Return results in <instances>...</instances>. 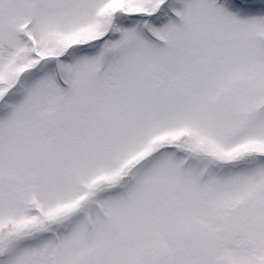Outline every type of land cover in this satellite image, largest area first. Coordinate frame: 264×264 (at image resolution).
<instances>
[{"label": "snow or ice", "instance_id": "6c2138e0", "mask_svg": "<svg viewBox=\"0 0 264 264\" xmlns=\"http://www.w3.org/2000/svg\"><path fill=\"white\" fill-rule=\"evenodd\" d=\"M0 264H264V0H0Z\"/></svg>", "mask_w": 264, "mask_h": 264}]
</instances>
